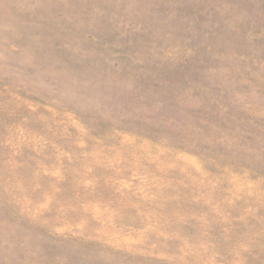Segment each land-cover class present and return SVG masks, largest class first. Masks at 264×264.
Wrapping results in <instances>:
<instances>
[{"label":"rangeland","instance_id":"1","mask_svg":"<svg viewBox=\"0 0 264 264\" xmlns=\"http://www.w3.org/2000/svg\"><path fill=\"white\" fill-rule=\"evenodd\" d=\"M0 264H264V0H0Z\"/></svg>","mask_w":264,"mask_h":264}]
</instances>
